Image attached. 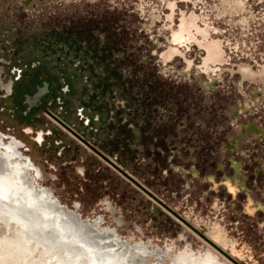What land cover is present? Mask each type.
<instances>
[{"label":"rangeland","instance_id":"374dc122","mask_svg":"<svg viewBox=\"0 0 264 264\" xmlns=\"http://www.w3.org/2000/svg\"><path fill=\"white\" fill-rule=\"evenodd\" d=\"M30 2L26 11L18 0H0V42L14 59L13 68L0 64V135L20 143L42 186L68 209L78 204L83 219L102 218L122 240L176 254L211 248L226 264H264V215L246 216V199L232 201L219 185L232 174L228 160L239 162L249 199L264 204V140L248 135L238 142L242 154L224 147L241 122L264 129V109L249 108L237 120L235 94L199 87L204 80L172 68L161 76L131 16L105 8L108 0H80L67 10L52 0ZM41 81L47 95L24 96ZM190 191L200 194L199 207ZM216 232L241 256L216 243Z\"/></svg>","mask_w":264,"mask_h":264},{"label":"snow or ice","instance_id":"6c2138e0","mask_svg":"<svg viewBox=\"0 0 264 264\" xmlns=\"http://www.w3.org/2000/svg\"><path fill=\"white\" fill-rule=\"evenodd\" d=\"M79 2L52 0V6L67 10ZM10 7L5 3V9ZM104 7L131 16L143 36L141 43L157 66L153 70L162 69L161 76L167 78L172 68L176 76L186 80L211 78L210 87L219 88L228 97L235 94L241 100V111L256 107L264 97V0H108ZM248 96L252 97V103H243ZM259 108L264 109V103H259ZM260 116L257 112L255 118ZM8 139L4 136V140ZM227 187L235 196L231 185ZM189 195L196 197L199 207L200 194L190 191ZM251 205L249 199L245 209L248 216L254 215L249 210ZM112 211L115 215V209ZM80 224L81 231H86L88 225ZM186 227L195 231L191 225ZM259 227L264 229V222ZM0 251L3 252L0 264H18L8 238L0 241ZM199 259L201 264H215L211 254L203 251Z\"/></svg>","mask_w":264,"mask_h":264},{"label":"flooded vegetation","instance_id":"af4514ba","mask_svg":"<svg viewBox=\"0 0 264 264\" xmlns=\"http://www.w3.org/2000/svg\"><path fill=\"white\" fill-rule=\"evenodd\" d=\"M31 0H18L17 8L19 10L24 9L30 10L33 6H30ZM5 41L0 42V64H9L13 68L14 59L9 53L4 52ZM3 54V55H1ZM13 54V53H12ZM8 56V57H5ZM3 68L0 66V76L3 73ZM189 80V79H187ZM204 85H198L204 87L207 90L211 89L212 85L211 78H205ZM45 85V91L42 89ZM12 84L5 88L11 91ZM66 91H68V85H65ZM62 90V88H61ZM47 82L41 81V84L36 85V90L32 95H24L25 97H34L39 100L47 95ZM65 92V91H64ZM24 97V98H25ZM264 98V97H262ZM38 100L37 108H42L40 101ZM260 100L256 107H253L257 111L259 103H263ZM118 103L117 106H121ZM243 103H252V97H246ZM243 107L242 102L237 105L233 112L232 117L237 120H241L246 111L249 108L241 111ZM45 110V109H44ZM66 130H71L61 122ZM240 132L231 138L226 144L225 149L228 152H236L242 154L244 150L239 147L238 142L246 139L248 135L264 140V129L255 126L254 123H243L239 124ZM30 132V129H28ZM37 140L42 141V135L38 134ZM20 143L16 139L4 140V137L0 135V227L6 221L14 220L10 228L15 227L16 236L23 242H29L36 244L41 250L45 249L49 253L47 260L45 261L42 257L39 258L45 264H201L199 257L201 254L192 253L191 250L183 249V251L171 253L168 250L154 251L153 247L150 249L141 242H133L134 239L122 240L115 233V230H109L101 226L102 218L94 219H83L78 213L76 207L68 209L67 206L63 205L62 202L55 197L52 191L45 188L41 184V171L35 166V164L27 156L23 154L19 149ZM229 168L232 171L230 176L222 175L223 177L219 180V185L224 192L229 196L232 201H236V198L240 197L246 199L245 205L242 206V210L246 216L245 209L248 207L249 195L245 190L248 177L241 173V164L234 162V160H228ZM241 167V168H239ZM176 170L179 168L175 167ZM221 169V168H220ZM174 170V169H173ZM224 171V169L222 168ZM220 171V172H223ZM256 174V173H255ZM254 174V175H255ZM130 179V178H129ZM131 180V179H130ZM212 185V189H216L219 185L213 184L212 180L208 181ZM227 182V183H225ZM228 185L235 190V196L228 191ZM21 187H25V190H21ZM1 187V186H0ZM3 190V191H2ZM10 195L12 198H17L15 201L7 199L4 193ZM50 200L56 201L60 206L54 204ZM43 206L48 213L45 214L43 211L38 213L34 210V206ZM253 208V210L251 209ZM249 210L253 211L254 214L259 213L264 215V204L256 203L251 205ZM61 218V219H59ZM70 221V224L66 221ZM17 225H14V223ZM88 225L86 231H81V224ZM68 224V225H67ZM5 229V227L3 228ZM55 230L56 233L65 236L66 241H58L56 236H53L47 231ZM36 230L46 231L47 234L37 235ZM220 232V230H217ZM28 235V237H27ZM211 238L222 247H228L230 252L241 256L243 250H236L234 242L227 239L224 234L213 233ZM86 241V242H85ZM206 250L205 254H211V258L215 264H226L219 261L213 252ZM59 252V253H57ZM3 258L0 257V261ZM35 262H32V264Z\"/></svg>","mask_w":264,"mask_h":264},{"label":"bare ground","instance_id":"6f19581e","mask_svg":"<svg viewBox=\"0 0 264 264\" xmlns=\"http://www.w3.org/2000/svg\"><path fill=\"white\" fill-rule=\"evenodd\" d=\"M0 188H2V185L0 184ZM21 190H25V187H21ZM3 191V190H2ZM4 193V192H3ZM7 194V193H6ZM6 194L4 193L3 195L5 197ZM8 195V194H7ZM9 197H7V199H9L10 201H15L17 198H24L25 200H27L25 197H14L12 198L10 195H8ZM51 202H54V204H56L57 206H59L61 208V206L54 200H50ZM34 206V210L37 211L38 213H41L42 211L47 214L48 211L43 207V206ZM61 219V218H59ZM13 219L11 221H6L2 224V226L0 227V231L2 232V236H0V240L2 241L4 239V237L8 238V240H12V248L13 251L15 252V256L14 259L18 262V264H32V262H35L33 264H45L43 261H40L39 258L42 257L45 261L47 260V256L48 255V251L45 249H39L36 244L34 243H30V242H23L22 240H19L16 236V229L15 227L10 228L11 224L13 223ZM70 224V221H66ZM14 225H17V223L15 222ZM68 225V224H67ZM5 227V229H3ZM48 233H51L53 236H56L58 241H66V237L63 235H60L59 233H56L55 230H50L47 231ZM46 231L43 230H36V234L37 235H43V234H47ZM49 236V235H48ZM86 242V241H85ZM59 253V252H57ZM0 257L3 258V252L0 251Z\"/></svg>","mask_w":264,"mask_h":264},{"label":"trees","instance_id":"16d2710c","mask_svg":"<svg viewBox=\"0 0 264 264\" xmlns=\"http://www.w3.org/2000/svg\"><path fill=\"white\" fill-rule=\"evenodd\" d=\"M103 50H104V49H103ZM103 54H104V55H103ZM103 54H102L103 56H106V54H107L106 51H103Z\"/></svg>","mask_w":264,"mask_h":264}]
</instances>
